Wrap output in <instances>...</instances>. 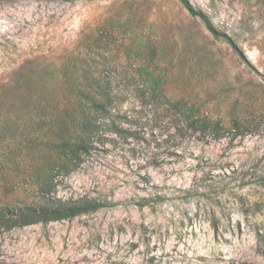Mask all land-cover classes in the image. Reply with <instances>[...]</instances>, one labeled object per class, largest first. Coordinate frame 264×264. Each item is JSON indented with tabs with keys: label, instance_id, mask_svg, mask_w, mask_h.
<instances>
[{
	"label": "rangeland",
	"instance_id": "374dc122",
	"mask_svg": "<svg viewBox=\"0 0 264 264\" xmlns=\"http://www.w3.org/2000/svg\"><path fill=\"white\" fill-rule=\"evenodd\" d=\"M189 1L223 36L181 0H0V264H264V0ZM54 175L104 206L7 228Z\"/></svg>",
	"mask_w": 264,
	"mask_h": 264
},
{
	"label": "trees",
	"instance_id": "16d2710c",
	"mask_svg": "<svg viewBox=\"0 0 264 264\" xmlns=\"http://www.w3.org/2000/svg\"><path fill=\"white\" fill-rule=\"evenodd\" d=\"M52 1L74 2L78 0H52ZM181 2L192 15L198 16L203 21H205L214 35L223 36V35H219V33L208 22L206 15L201 11H197L192 6L189 0H181ZM224 37L239 54H242L238 49V47L235 45V43L229 37L227 36ZM91 102L94 105V108L99 111L101 117H99L98 119H90L84 123V133L82 134L81 137L78 138L77 147L70 150V152H72L73 163L75 165H81L84 162L85 157L90 155L92 151L96 149L95 148L96 144L99 143L100 141L98 137L101 138L102 137L101 134H104L103 131L106 130L105 127L109 126L108 125L109 123H106L105 121L111 115L112 107L110 105H105L102 103H97V102L95 103L93 101ZM148 104L152 106L149 107L150 111H152L153 109L155 111V105L152 103V101L149 102ZM184 118H185L184 115L180 113L166 120L168 122L171 121L180 122L181 120H184ZM62 169L67 170L68 166H63ZM58 176L59 175L56 176L54 175L50 180V182L44 186L43 191L45 192L47 197H44L43 202H41L38 205L27 207L26 213H21L19 214V216L17 214H12L11 216L14 219L6 221L7 228H12L14 226H26V225L42 223V222L48 223L52 221L54 222L63 221L74 218L81 214L98 211L104 206L99 200L92 198L89 199L82 198L79 200L65 201L60 198H56L52 196L53 193L55 192L56 187L59 185V181L57 179ZM6 213L9 212L5 210H0V217ZM213 226H216L215 223L213 224Z\"/></svg>",
	"mask_w": 264,
	"mask_h": 264
}]
</instances>
